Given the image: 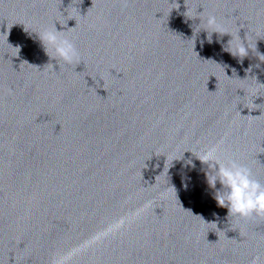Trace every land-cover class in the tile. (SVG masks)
<instances>
[{
  "label": "water",
  "instance_id": "obj_1",
  "mask_svg": "<svg viewBox=\"0 0 264 264\" xmlns=\"http://www.w3.org/2000/svg\"><path fill=\"white\" fill-rule=\"evenodd\" d=\"M255 49L264 0H0V264H52L147 201L69 264H264V217H229L192 154L222 142L264 184Z\"/></svg>",
  "mask_w": 264,
  "mask_h": 264
},
{
  "label": "clouds",
  "instance_id": "obj_2",
  "mask_svg": "<svg viewBox=\"0 0 264 264\" xmlns=\"http://www.w3.org/2000/svg\"><path fill=\"white\" fill-rule=\"evenodd\" d=\"M206 25L207 28L205 30L208 33L209 42H211L213 33L219 35L227 34L223 25L217 21L214 15L207 17ZM61 32L57 31L54 26L51 30H44L39 35V39L47 54L49 48L54 53V57L51 59L60 60L65 64L71 65L79 60V52L73 41L63 36ZM250 51L252 49L245 46L241 41L236 45L235 52H230L233 56H238L243 60L249 55ZM256 55L260 61H264V54L256 52ZM192 154L202 165L206 166L204 176L207 185L212 190L213 198L217 205L227 209L229 217L242 220L264 217V184L254 177L250 167L241 163L238 159L225 154L222 150V142L204 146L198 149L197 153ZM165 194L162 193V195ZM151 203V201H147L140 208L109 222L102 230L95 233L85 245L71 249L67 253L58 256L53 260L52 264H69L72 258L83 251L85 247L99 243L133 223L151 206Z\"/></svg>",
  "mask_w": 264,
  "mask_h": 264
}]
</instances>
